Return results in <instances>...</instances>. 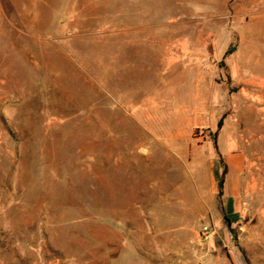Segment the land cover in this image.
Instances as JSON below:
<instances>
[{
  "label": "rangeland",
  "instance_id": "obj_1",
  "mask_svg": "<svg viewBox=\"0 0 264 264\" xmlns=\"http://www.w3.org/2000/svg\"><path fill=\"white\" fill-rule=\"evenodd\" d=\"M262 83L264 0H0V264H189L166 133L240 131Z\"/></svg>",
  "mask_w": 264,
  "mask_h": 264
},
{
  "label": "crops",
  "instance_id": "obj_2",
  "mask_svg": "<svg viewBox=\"0 0 264 264\" xmlns=\"http://www.w3.org/2000/svg\"><path fill=\"white\" fill-rule=\"evenodd\" d=\"M205 108L200 105L167 131L169 146L162 153L182 169L176 180L191 189L197 219H206L214 231L188 262L247 264L245 257L250 264H264V116L242 111L239 131L230 121L237 117L205 118ZM197 127L207 128L212 137L197 143ZM178 230L173 234L183 229Z\"/></svg>",
  "mask_w": 264,
  "mask_h": 264
},
{
  "label": "built area",
  "instance_id": "obj_3",
  "mask_svg": "<svg viewBox=\"0 0 264 264\" xmlns=\"http://www.w3.org/2000/svg\"><path fill=\"white\" fill-rule=\"evenodd\" d=\"M214 236V231L213 229L209 226V225H202L199 229V233H198V237L203 240V241H207L211 238H213ZM193 254L195 256L198 255L197 251H193Z\"/></svg>",
  "mask_w": 264,
  "mask_h": 264
},
{
  "label": "trees",
  "instance_id": "obj_4",
  "mask_svg": "<svg viewBox=\"0 0 264 264\" xmlns=\"http://www.w3.org/2000/svg\"><path fill=\"white\" fill-rule=\"evenodd\" d=\"M244 259H245V261H246L247 264H250V263L248 262V260H247L245 257H244Z\"/></svg>",
  "mask_w": 264,
  "mask_h": 264
},
{
  "label": "bare ground",
  "instance_id": "obj_5",
  "mask_svg": "<svg viewBox=\"0 0 264 264\" xmlns=\"http://www.w3.org/2000/svg\"><path fill=\"white\" fill-rule=\"evenodd\" d=\"M240 169V168H239Z\"/></svg>",
  "mask_w": 264,
  "mask_h": 264
}]
</instances>
